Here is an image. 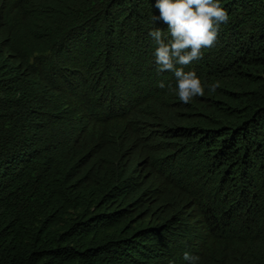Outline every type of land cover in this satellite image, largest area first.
<instances>
[{"label":"trees","instance_id":"16d2710c","mask_svg":"<svg viewBox=\"0 0 264 264\" xmlns=\"http://www.w3.org/2000/svg\"><path fill=\"white\" fill-rule=\"evenodd\" d=\"M181 103L155 0H0V264H264V0Z\"/></svg>","mask_w":264,"mask_h":264},{"label":"clouds","instance_id":"9594fccd","mask_svg":"<svg viewBox=\"0 0 264 264\" xmlns=\"http://www.w3.org/2000/svg\"><path fill=\"white\" fill-rule=\"evenodd\" d=\"M154 24L162 22L166 30L154 27L148 32L153 43V63L156 73L170 72L175 85L160 80L157 86L173 93L183 104L196 97L212 95L219 87L216 81L206 82L195 70H185L202 59V49L212 47L229 15L221 0H155ZM201 258L183 253L185 264H200Z\"/></svg>","mask_w":264,"mask_h":264}]
</instances>
